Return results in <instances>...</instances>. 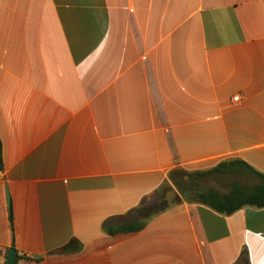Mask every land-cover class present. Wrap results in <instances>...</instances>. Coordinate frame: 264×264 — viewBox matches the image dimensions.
Segmentation results:
<instances>
[{
  "label": "crops",
  "instance_id": "1",
  "mask_svg": "<svg viewBox=\"0 0 264 264\" xmlns=\"http://www.w3.org/2000/svg\"><path fill=\"white\" fill-rule=\"evenodd\" d=\"M0 142V264H264V0H0Z\"/></svg>",
  "mask_w": 264,
  "mask_h": 264
},
{
  "label": "trees",
  "instance_id": "2",
  "mask_svg": "<svg viewBox=\"0 0 264 264\" xmlns=\"http://www.w3.org/2000/svg\"><path fill=\"white\" fill-rule=\"evenodd\" d=\"M0 165H2V150H1V142H0ZM226 165L221 164L215 169L203 171V172H194L188 173L182 171L181 173L188 178L189 187L184 188L181 184H177L178 189L181 195L186 196L189 200L200 202L219 213L225 215H232L235 212L243 209L244 207L251 206L256 208H264V175L253 170L256 176L261 180L258 184L253 187L245 186L241 183H234L230 190L227 193H221L212 188H203L200 187L197 182L200 180L206 179L208 177L216 176L217 174L227 173L225 170ZM237 173V169L235 170ZM166 208L155 212L158 214L159 212L165 211ZM152 217L151 214L147 215L146 218ZM11 221L13 222V218L11 216ZM146 226V221L141 219H136L133 221H126L122 224L118 225L116 228L105 229L109 233H117L121 231L131 232V231H140ZM81 245L78 241L72 240L67 246L60 249L59 253H72L80 250ZM19 260V256L16 258V263Z\"/></svg>",
  "mask_w": 264,
  "mask_h": 264
},
{
  "label": "rangeland",
  "instance_id": "3",
  "mask_svg": "<svg viewBox=\"0 0 264 264\" xmlns=\"http://www.w3.org/2000/svg\"><path fill=\"white\" fill-rule=\"evenodd\" d=\"M236 179V181H240L242 182L245 186L248 187H252L257 183V180L253 177H245L243 174H240L238 177L236 178H230L229 181L226 182H230L231 180ZM223 182H221L218 178L215 177H208L206 179L200 180L199 182H197V184L200 187L203 188H214V189H219L221 191H228L229 186L222 184ZM189 182H188V187H189ZM191 186V185H190Z\"/></svg>",
  "mask_w": 264,
  "mask_h": 264
},
{
  "label": "water",
  "instance_id": "4",
  "mask_svg": "<svg viewBox=\"0 0 264 264\" xmlns=\"http://www.w3.org/2000/svg\"><path fill=\"white\" fill-rule=\"evenodd\" d=\"M7 200H8V203H9L10 196H9V192L8 191H7ZM16 258H17V250L12 248L10 250L9 257H8V260H7L6 264H16Z\"/></svg>",
  "mask_w": 264,
  "mask_h": 264
},
{
  "label": "built area",
  "instance_id": "5",
  "mask_svg": "<svg viewBox=\"0 0 264 264\" xmlns=\"http://www.w3.org/2000/svg\"><path fill=\"white\" fill-rule=\"evenodd\" d=\"M237 99V98H236ZM32 260H33V258H32V256L31 255H29V254H24L23 256H22V264H30L31 262H32Z\"/></svg>",
  "mask_w": 264,
  "mask_h": 264
}]
</instances>
